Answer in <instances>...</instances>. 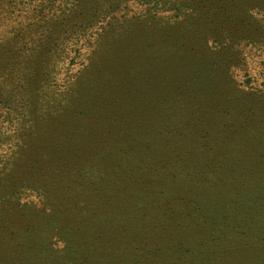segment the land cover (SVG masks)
<instances>
[{
    "label": "rangeland",
    "instance_id": "1",
    "mask_svg": "<svg viewBox=\"0 0 264 264\" xmlns=\"http://www.w3.org/2000/svg\"><path fill=\"white\" fill-rule=\"evenodd\" d=\"M170 262L264 264V0H0V264Z\"/></svg>",
    "mask_w": 264,
    "mask_h": 264
},
{
    "label": "trees",
    "instance_id": "2",
    "mask_svg": "<svg viewBox=\"0 0 264 264\" xmlns=\"http://www.w3.org/2000/svg\"><path fill=\"white\" fill-rule=\"evenodd\" d=\"M155 3H156V2H155ZM153 4H154V3H153ZM157 5H158V3H157ZM153 6H154V5H153ZM177 26H178V25H177ZM192 121H193V120H192ZM192 121L186 123L187 121H180V120H179V121L177 122V127H179L180 130H181V132L178 134L179 136H181L182 133H184V132H186V131H188L189 133L193 132V128H192V126H191V122H192ZM185 123H186V124H185ZM194 124H197L196 127L199 128L200 130H203V131H209L208 129H204L205 127L202 126L200 123H198V121L194 122ZM183 125H184V130H183ZM234 126H235V127H236V126H240V124L234 123V125H232L231 127H234ZM231 127H230L229 125H225V124H223V128H224V130H228V129H230ZM215 128L217 129V127H215ZM259 129H260V128H259ZM219 134H221V133H219ZM229 152H230V151H226L227 154H224V155L227 157V156L229 155ZM222 158L225 159L224 156H223ZM196 163H200V162H196ZM198 203H200V202H197L196 204H194L195 207H197ZM195 207H189L190 209H185V210H189L188 214H191V212L195 213V212L197 211V208H195ZM186 216H190V215H186ZM187 218H189V217H187ZM192 226L195 227V224L193 223ZM196 227H198V225H197ZM190 254H191V252H190ZM202 259H203V258H202ZM168 264H171V262L168 263ZM182 264H194V263H193V262H182Z\"/></svg>",
    "mask_w": 264,
    "mask_h": 264
}]
</instances>
